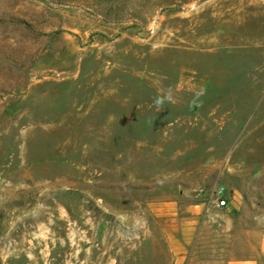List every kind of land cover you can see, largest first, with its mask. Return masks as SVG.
I'll list each match as a JSON object with an SVG mask.
<instances>
[{"label":"rangeland","instance_id":"rangeland-1","mask_svg":"<svg viewBox=\"0 0 264 264\" xmlns=\"http://www.w3.org/2000/svg\"><path fill=\"white\" fill-rule=\"evenodd\" d=\"M216 187L264 224V0H0V264H223Z\"/></svg>","mask_w":264,"mask_h":264},{"label":"crops","instance_id":"crops-1","mask_svg":"<svg viewBox=\"0 0 264 264\" xmlns=\"http://www.w3.org/2000/svg\"><path fill=\"white\" fill-rule=\"evenodd\" d=\"M230 206L239 207L236 203ZM229 207L222 208L226 212L218 214V217L221 218L214 220H212L211 215L202 218L203 215L199 214V220L202 222L199 225V229H206V227L214 228L218 241H232L237 243V246H233L232 248H228L227 246L225 248H218V251L224 254V259L221 260L223 264H264V224L262 223L261 217L257 214L249 216L237 214L236 216H232L228 213ZM245 217L248 218L246 219ZM243 220H245L244 223H242ZM213 221H224L225 223L222 225H214L212 224ZM221 230H224L227 235L222 236ZM238 230L240 232L238 237L228 235L229 232L232 233V231Z\"/></svg>","mask_w":264,"mask_h":264},{"label":"built area","instance_id":"built-area-1","mask_svg":"<svg viewBox=\"0 0 264 264\" xmlns=\"http://www.w3.org/2000/svg\"><path fill=\"white\" fill-rule=\"evenodd\" d=\"M226 193L224 187H216L213 189L211 197L214 199L217 208L229 207V200Z\"/></svg>","mask_w":264,"mask_h":264}]
</instances>
